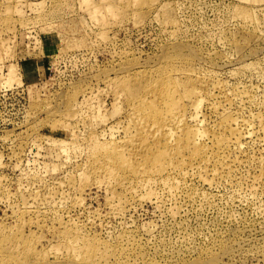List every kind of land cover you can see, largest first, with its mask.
<instances>
[{"label":"rangeland","instance_id":"obj_1","mask_svg":"<svg viewBox=\"0 0 264 264\" xmlns=\"http://www.w3.org/2000/svg\"><path fill=\"white\" fill-rule=\"evenodd\" d=\"M80 260L264 264V0H0V264Z\"/></svg>","mask_w":264,"mask_h":264},{"label":"bare ground","instance_id":"obj_2","mask_svg":"<svg viewBox=\"0 0 264 264\" xmlns=\"http://www.w3.org/2000/svg\"><path fill=\"white\" fill-rule=\"evenodd\" d=\"M174 111H175V110H174ZM169 114H170V113H169ZM176 114H177V113H176ZM174 115H175V114H174ZM175 117H176V115H175ZM172 118H173V117H172ZM174 120H175V119H174ZM171 121H172V120H171ZM181 121H182V120H181ZM175 122H176V121H175ZM172 123H173V121H172ZM176 123H177V122H176ZM169 129H170V128H168V130H169ZM169 132H170V131H169ZM169 132H168V133H169ZM166 133H167V132H166ZM171 134H172V133H171ZM149 181H150V180H149ZM149 183H150V182H149ZM203 199H204V198H203ZM85 240H86V239H85ZM76 242H77V241H76ZM72 243H73V242H72ZM76 244H77V243H76ZM77 246H78V245H77ZM84 246H85V245H84ZM96 247H97V246H96ZM96 247H95V249H96ZM68 248H69V247H68ZM73 248H74V247H73ZM78 248H79V247H78ZM78 248H77V249H78ZM98 248H99V247H98ZM98 248H97V249H98ZM95 249H94V250H95ZM103 249H104V248H103ZM101 250H102V249H101ZM73 251H74V250H73ZM76 251H77V250H76ZM76 251H75V252H76ZM86 251H87V250H86ZM75 252H73V253L76 254ZM78 253H79V251H78ZM98 254H99V253H98ZM84 255H85V253H84ZM87 255H88V252H87ZM95 255H96V254L94 253V256H95ZM99 255H100V254H99ZM106 255H107V253H106ZM106 255H105V256H106ZM77 256H79V254H77ZM90 256H91V255H89V257H90ZM96 256H97V255H96ZM96 256L93 258L94 260H95ZM101 256H102V255H101ZM75 257H76V256H75ZM83 257H84V256H83ZM99 257H100V256H99ZM84 258H85V257H84ZM84 258H82V259H84ZM78 259H79V257H78ZM91 259H92V258H91ZM96 259H97V258H96ZM100 259H102V258H100ZM100 259L98 258L99 261H100ZM104 259H105V258H104ZM74 260H75V259H74ZM89 260H90V259H89ZM80 261H81V260H80ZM82 261H84V260H82ZM82 261H81V262H82ZM104 261H106V260H104ZM86 262H88V261H86ZM95 262H96V261H95ZM98 263H99V262H98ZM105 263H106V262H105ZM77 264H78V262H77ZM82 264H83V262H82ZM89 264H90V263H89ZM91 264H92V263H91ZM194 264H195V262H194ZM196 264H197V263H196Z\"/></svg>","mask_w":264,"mask_h":264}]
</instances>
